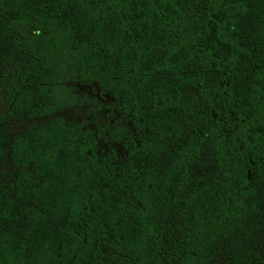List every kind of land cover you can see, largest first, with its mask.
Wrapping results in <instances>:
<instances>
[{"label":"trees","instance_id":"obj_1","mask_svg":"<svg viewBox=\"0 0 264 264\" xmlns=\"http://www.w3.org/2000/svg\"><path fill=\"white\" fill-rule=\"evenodd\" d=\"M26 15L66 52L22 47L10 18ZM8 49L27 70L14 115L32 89L76 100L71 54L134 134L100 162L58 115L15 132L0 264H264V0H0Z\"/></svg>","mask_w":264,"mask_h":264},{"label":"rangeland","instance_id":"obj_2","mask_svg":"<svg viewBox=\"0 0 264 264\" xmlns=\"http://www.w3.org/2000/svg\"><path fill=\"white\" fill-rule=\"evenodd\" d=\"M10 19L16 29L14 37L22 47L28 42L35 55L44 50L62 54L66 52L62 44L51 36L49 27L39 25L29 15ZM51 57H54V54L51 53ZM83 62L81 57L72 58L71 54L63 57L64 66L73 71V74H64L65 76L61 77L62 82L69 86L77 97L72 104L56 106L53 109L47 104L36 105L37 96L33 95L32 89L23 96L18 104L19 110L14 115L9 109V102L12 100V92H18L20 85L25 83L27 70L22 71V65L12 58L10 49L6 51L5 57L0 59V115L5 133V139L0 144V181L7 185L9 193L11 188L7 175L15 168L10 158L13 134L25 130L32 121H41L49 116L58 115L66 125L79 123L82 127L92 130L96 139L95 151L100 162L104 161L111 150L115 151L117 159L124 161L125 139L134 134L129 116L121 111L111 94L103 90L96 79L89 76ZM25 113L31 115L26 116Z\"/></svg>","mask_w":264,"mask_h":264}]
</instances>
